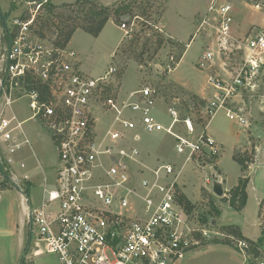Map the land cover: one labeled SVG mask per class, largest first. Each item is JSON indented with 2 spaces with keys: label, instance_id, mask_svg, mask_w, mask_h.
<instances>
[{
  "label": "built area",
  "instance_id": "obj_1",
  "mask_svg": "<svg viewBox=\"0 0 264 264\" xmlns=\"http://www.w3.org/2000/svg\"><path fill=\"white\" fill-rule=\"evenodd\" d=\"M242 1L264 10V0ZM47 2L35 3L37 10ZM208 12L215 32L197 66L206 73L211 96L198 98V116L180 96L171 97L165 102L174 123L170 127L152 115L157 91L151 85L122 99L108 90L115 67L89 76L74 50L33 35L35 14L15 22L0 57V100L11 106L27 97L30 117L44 125L58 155L55 182L45 187L43 201L29 213L40 248L35 254H53L58 264H168L209 237L194 208L188 210L181 201L180 181L187 163H218L222 147L207 127L219 111L242 127L252 125L253 116L239 99L264 103V27L237 36L231 4L212 0ZM119 28L127 36L133 31L126 20ZM176 65L171 55L164 72ZM13 120L0 117V160L6 150L12 161L22 146L13 142V131L21 125L12 126ZM161 131L174 137L177 154L184 156L181 165L147 167L139 146L142 134ZM212 176L214 183L223 184L220 174ZM206 182L214 188L210 177ZM238 246L243 251L248 244L239 241Z\"/></svg>",
  "mask_w": 264,
  "mask_h": 264
},
{
  "label": "rangeland",
  "instance_id": "obj_2",
  "mask_svg": "<svg viewBox=\"0 0 264 264\" xmlns=\"http://www.w3.org/2000/svg\"><path fill=\"white\" fill-rule=\"evenodd\" d=\"M76 1L48 0L37 10L35 3L40 0H0V57L7 47L6 29H14L15 22L26 20L35 14L36 23L31 28L33 35L42 38L38 31L47 22V27L44 26L43 30L45 36L50 37L49 29L52 30L60 21L73 22L70 19L71 12L64 5ZM93 1L102 5H114L123 0H100L103 3ZM211 1L138 0L131 10L120 16L112 15L97 37L83 29H77L67 47L77 53L81 69L89 76L104 75L110 67H115L117 71L108 90L122 99L130 91L139 90L146 84L151 85L157 91L152 115L164 126L170 127L174 123L168 116L165 102L173 96H180L187 110L192 111L195 116L199 114L198 90L202 89L206 73L198 68L197 61L215 32L212 25L214 21L208 12ZM218 1L231 4L233 15L240 11V4L246 5L242 0ZM49 3L57 8L51 10L46 5ZM245 9V13L252 16L264 12L248 5ZM208 17L211 20L203 24L204 18ZM125 20L133 28L128 36L119 28V24ZM171 55L175 56L178 65L173 71L164 72L163 68ZM32 114L27 97L19 98L11 106H4L3 100H0V117H14L12 126L26 119L22 127L13 131L14 143L23 138V133L35 137L38 132H47L40 121L30 117ZM260 115L264 124V111ZM232 124L221 110L210 125L211 132L218 130V140L223 143L220 157L225 172L218 163L211 167L209 161L204 159L200 160L201 164L196 161L187 163L183 170L186 182L184 191L187 195L183 194L193 204L195 216L209 230V237L205 239L206 243L190 249L182 258L168 264L264 262V167L253 174L254 182L250 187L247 207L242 212L229 208L232 190L229 187L238 183V174L242 171L233 154L252 157L246 169L252 171L250 166L258 165V153L260 159L264 160V147L258 151L254 137L249 136L250 143L246 148L235 149L233 153V141H227L223 133V129L228 130ZM240 130L242 131L241 128ZM1 145L5 149L3 142ZM139 146L148 168L169 162L181 165L184 160V156L177 154L174 137L169 132L161 131L151 135L144 133ZM4 154L3 171L0 170V264H33V255L40 248L33 237L28 212L30 201L38 206L45 196L43 175L34 150L28 144H23L11 155L12 161H9L6 150ZM214 173L223 178L222 197L212 192V183L206 182L208 176L214 183ZM245 176L250 179V172H246ZM49 185L52 183L49 182ZM260 196L262 198L259 202ZM227 224L241 227L243 236L257 245L248 247L247 254L238 249L239 240L224 230ZM226 239L231 242L223 241ZM35 264H58V260L55 255L43 252L37 256Z\"/></svg>",
  "mask_w": 264,
  "mask_h": 264
},
{
  "label": "crops",
  "instance_id": "obj_3",
  "mask_svg": "<svg viewBox=\"0 0 264 264\" xmlns=\"http://www.w3.org/2000/svg\"><path fill=\"white\" fill-rule=\"evenodd\" d=\"M100 2L103 3L102 1H100ZM103 4L108 5L105 3H103ZM240 5H241V7L239 8L240 11L234 12V19H235L234 28H233L234 34H236L237 36L244 35L252 26L264 27V12L261 14H255L254 16L248 15L245 13L246 5L245 6L242 4H240ZM69 44H70V42H69ZM69 44H68V47H69ZM205 85L206 84L204 82L202 89L198 90L200 97H210L211 96V91L207 90L205 88ZM239 104H241V105L245 104L244 106L249 108L250 113L254 118L252 125L250 126V128H245V127H242L241 125H239L237 122L232 121L233 124L231 125V127L228 130L223 129L224 136H225L227 141H229V140L233 141V144H232V148L234 150L233 153L235 152V149L246 148V146L250 143L249 136H250V138L254 137V139H255L254 141L256 142L255 147L259 151L260 148L262 149L264 147V124L262 122L261 115H260L262 108H264V103L259 98H254V99L240 98ZM214 118H213V120H214ZM25 120L26 119L19 121V122H21L20 127H22V124L25 122ZM213 120L209 123V125L207 127V132L211 136H213L216 139V141L222 147L223 143H222V141L218 140V136H217L218 130L215 129L212 132L210 131V125L213 122ZM239 127L242 129L243 132L240 130ZM22 139L19 141V143H22V145L28 144L34 150V154L37 157L39 167L41 168V174L43 175L44 188L45 187L49 188V187L53 186V184L55 182L56 168L58 165V155H57L56 146H55L51 136L49 135L48 132H38L35 137H31V136H28L27 134L23 133ZM156 149L158 150V147ZM221 159L222 158L220 157L218 160V164L220 165V167L224 171V168L221 165ZM256 163H258V165L252 164L250 166V169H252V171H246V170L243 171L242 170L239 172L240 174H238V179L241 176H245L246 172H250V174H251V178H250V181H249V184L247 187V194H248L247 205H248L249 196H250V187L252 186V183L254 182L253 174L255 172H257L260 168L264 167V160L260 159L259 153L257 154ZM225 178H226V174H225ZM50 180H52V181H50ZM49 182L52 183L51 186L49 185ZM180 182H181V185H182L183 191H184V186L186 184V182L184 181V177L181 179ZM30 184L31 183H29V185ZM235 185H237V183ZM233 187H234V185L229 187V188H233ZM29 191H30V186H29ZM184 193H185V191H184ZM261 198H262V196L259 197V202H260ZM41 201H43V199ZM247 205H246V207H247ZM33 207H37V205L34 206V204L30 201V209L28 212V217H29L30 210ZM229 208L233 209L230 205H229ZM242 211H240V212H242ZM227 225H229V224H227ZM241 230H242V228H241ZM40 255L41 254L33 255V260H32L33 264H35L37 256H40Z\"/></svg>",
  "mask_w": 264,
  "mask_h": 264
},
{
  "label": "trees",
  "instance_id": "obj_4",
  "mask_svg": "<svg viewBox=\"0 0 264 264\" xmlns=\"http://www.w3.org/2000/svg\"><path fill=\"white\" fill-rule=\"evenodd\" d=\"M137 1L138 0H123L120 3L114 5H102L93 0H77L73 4L64 5V8H67V10L71 12L70 19H72L73 22L60 21V23H58L54 28L52 27V30L49 29V32L51 34L50 37L45 36L46 34L43 30L44 26L47 25L46 22L41 26V29L38 31V33L43 39L52 42L58 47L65 48L68 46L77 29H83L87 33L97 37L103 31L107 22L112 18V15L120 16L125 11L131 10ZM44 5L45 4H43L42 6ZM46 5H48L51 10L57 8V6L54 4L49 3ZM6 35L8 39L7 42H9L13 37L9 28L6 29ZM233 158L237 161V163H239L243 171L247 169L250 161H252V157L247 158L245 156L242 157L241 155L235 154L233 155ZM0 170L3 171L2 160H0ZM249 181L250 179L247 176H241L238 179L237 185H235L231 190L229 205L236 211H242L247 205V187ZM181 201L186 204L188 210H192L193 204L190 202V200L187 199L184 194L181 195ZM224 230L227 231V233H229L230 235L234 236L239 241L247 242L248 247L252 245H257L255 242L246 239L243 236L241 228L236 224H229L224 227ZM223 241L231 242L229 239ZM204 243H206L205 240H203L201 244ZM248 247L243 249L245 253ZM238 249L240 248L238 247Z\"/></svg>",
  "mask_w": 264,
  "mask_h": 264
},
{
  "label": "water",
  "instance_id": "obj_5",
  "mask_svg": "<svg viewBox=\"0 0 264 264\" xmlns=\"http://www.w3.org/2000/svg\"><path fill=\"white\" fill-rule=\"evenodd\" d=\"M213 190H214L215 194L218 196L222 197L224 195L223 184L219 181H215Z\"/></svg>",
  "mask_w": 264,
  "mask_h": 264
}]
</instances>
